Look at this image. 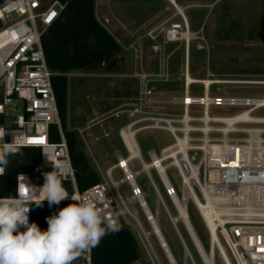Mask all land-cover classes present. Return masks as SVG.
Returning <instances> with one entry per match:
<instances>
[{"label": "built area", "instance_id": "obj_1", "mask_svg": "<svg viewBox=\"0 0 264 264\" xmlns=\"http://www.w3.org/2000/svg\"><path fill=\"white\" fill-rule=\"evenodd\" d=\"M64 5L58 0H0V144L9 143L15 149L38 148L41 161L55 167L63 180L71 182L69 196L76 195L100 204L102 219L105 222L115 220L120 228H128L151 264H159L149 241V232L129 211L118 189L121 181L127 183L151 226L138 197V194H142L136 180L146 162L140 150L137 158L129 159L126 146L122 143L126 155H118L114 165L122 172L121 180L113 178V166L102 172L91 155L100 182L83 192L76 189L74 170L51 84L54 73L46 65L40 41L41 35L57 19ZM165 22L167 24L158 31L152 28L147 33V37L156 43L153 50L164 51L167 43L176 41H183L187 48L189 43L184 40L185 35L193 37V34L186 18L179 15V21H172L170 16ZM187 70L186 67L182 95L171 98L172 104L181 106V113L158 114L134 109L131 115L137 113L140 117L122 128L134 132L135 142L136 134L144 130L165 131L171 136L172 143L162 147L159 153L152 149L147 151V162L153 164V158L159 157V163H163L164 168L159 171L153 164L143 174L164 207L151 170L175 209L172 196L182 205L187 218L188 205L193 206L207 233L208 253L201 246L206 256H210L211 264H215V253L221 264H264V116L253 114L264 110V97L210 96L209 89L214 83H188ZM153 78V81H168L169 74L165 66ZM151 80L145 75L141 76L140 96L148 97L151 94L152 90L148 87ZM192 84L201 85V96L189 95ZM194 106L200 109L193 110ZM221 106L242 109L233 115L211 114V107ZM52 125L58 131L57 142L49 139ZM86 130L76 129L83 141ZM119 157L124 158L123 164ZM137 160L140 170L135 171L132 165ZM124 167L131 175L127 174ZM170 169L179 180V195L169 180ZM21 177L24 178L22 181ZM163 177L168 180L170 187L165 186ZM22 182L30 184L29 176L20 174L16 177L12 196L17 195L18 184ZM35 190L39 195L40 189ZM69 201L72 202L70 199L61 202ZM29 206L31 224L32 204ZM174 228L184 245L178 229ZM25 230L24 226L20 227V231ZM213 246L214 252L209 249ZM73 264H92L91 251L82 254ZM128 264H139V259Z\"/></svg>", "mask_w": 264, "mask_h": 264}, {"label": "rangeland", "instance_id": "obj_2", "mask_svg": "<svg viewBox=\"0 0 264 264\" xmlns=\"http://www.w3.org/2000/svg\"><path fill=\"white\" fill-rule=\"evenodd\" d=\"M175 1L183 9L194 37L189 42L186 59L183 41L172 42V51L168 47L169 43L164 46V51L153 50L152 47L156 43L147 37L148 31L152 29L150 27L154 23L153 20L145 23L124 22L123 19L131 15L140 21L145 12L139 7L145 3L149 4V0H95L94 14L97 21L120 47L117 67L110 72L98 68L72 70L66 73L68 85L66 127L76 133V129H87L84 133L85 141L77 135L93 169L95 168L91 158L92 152V157L94 156L100 170L104 172L107 166L115 161L111 147H115L117 141V148L120 150L118 154L125 157V149L122 143L116 140V136L119 137V130L124 125L140 117L137 113L131 115L134 109L158 114L181 113V106L172 104L171 98L182 95L186 67L190 76L195 79L225 81L212 84L209 89L210 96L264 97V0ZM170 10L172 21H179V15L173 5ZM170 10L163 13L167 14ZM165 14L161 17L160 24L155 27L156 31L167 24L165 21L168 16ZM145 37L150 44L143 42ZM164 66L169 74L168 81L151 80ZM142 75L151 80L148 87L152 91L148 97L139 95L142 87L139 80ZM201 88L200 84H192L189 95L201 96ZM192 109L200 107L194 106ZM241 109L242 107L236 106L211 107V114L233 115ZM253 114L264 116V110H258ZM135 139L141 157L146 162L148 150L152 149L159 153L162 147L172 143L171 136L159 130H144L137 133ZM132 166L135 171L140 170L138 160L133 162ZM150 172L159 192L165 197V205L170 212L172 211L171 227L165 212L159 208V228L171 252L183 256L184 261L178 258V264H196L193 257H197V264H205L189 234L185 233L184 225L175 220L177 212L174 204L169 202L168 196L163 193L153 170ZM112 176L118 180L116 172L112 171ZM168 176L179 195V180L172 169L168 171ZM137 184L148 209L153 214L155 194L143 172L137 176ZM118 189L129 211L136 216L144 230L149 232V241L159 264H170L127 184L119 185ZM188 213L202 246L208 253L207 233L191 204ZM128 220L133 223L130 218ZM174 226L185 238L191 253L186 245L188 252L185 250ZM215 254V264H221L217 253ZM141 256L139 264H151L142 249Z\"/></svg>", "mask_w": 264, "mask_h": 264}, {"label": "trees", "instance_id": "obj_3", "mask_svg": "<svg viewBox=\"0 0 264 264\" xmlns=\"http://www.w3.org/2000/svg\"><path fill=\"white\" fill-rule=\"evenodd\" d=\"M94 5L95 0H65L64 8L59 16L46 28L40 39L46 65L54 73L51 77L52 89L74 170L75 186L79 192L98 184L100 176L90 166L77 133L66 127L68 110L66 73L72 70H95L98 68L107 72L113 71L117 67L119 61L117 54L120 52L119 45L97 21ZM49 139L52 142L59 141L55 125L50 126ZM16 150V153L9 156L4 174L0 175V197L13 195L15 180L20 174L28 175L30 184L34 188L41 189L44 184V173L56 171L55 167L41 161L38 148L19 147ZM169 180L171 182L170 178ZM62 181L65 189L71 192V182L63 179ZM161 196L165 201V197L162 194ZM70 203L72 202H61L56 211L49 213H43V203H40L39 206L33 203L31 223L37 224L42 231L47 230L46 218L57 214L60 209ZM188 218L192 224L189 213ZM192 227L201 243L193 224ZM181 237L188 248L185 238L182 235ZM91 257L92 264H128L141 257V249L132 232L128 228L122 227L116 233L105 235L99 245L91 249ZM196 258L193 257L197 264ZM177 262L179 263V261Z\"/></svg>", "mask_w": 264, "mask_h": 264}, {"label": "clouds", "instance_id": "obj_4", "mask_svg": "<svg viewBox=\"0 0 264 264\" xmlns=\"http://www.w3.org/2000/svg\"><path fill=\"white\" fill-rule=\"evenodd\" d=\"M16 152L9 143L0 144V175ZM45 199L49 206L65 199L72 203L47 217L48 228L42 231L37 224H29L28 213L30 204L39 206ZM21 226L26 230L20 231ZM118 231L117 221L102 219L100 204L69 196L57 171L44 173L39 195L34 186L22 182L16 196L0 197V264H73L97 247L105 235Z\"/></svg>", "mask_w": 264, "mask_h": 264}, {"label": "bare ground", "instance_id": "obj_5", "mask_svg": "<svg viewBox=\"0 0 264 264\" xmlns=\"http://www.w3.org/2000/svg\"><path fill=\"white\" fill-rule=\"evenodd\" d=\"M168 1L170 3H172V5L175 7L178 15H183L186 18L185 14L183 12V9L175 2V0H168ZM186 22H187V19H186ZM187 24H188V22H187ZM191 38H194V37H190L189 34H186L184 40L187 41V43H189ZM188 46H189V44H188ZM185 49H186V52H185V59H186L187 52H188V47L185 48ZM186 81L188 83H190V82L203 83L205 85H209L211 83L225 82V81H216V80H212V79H195V78L190 76L188 70H187V73H186ZM133 133L134 132L132 130L128 129V128H122L121 132H120V138L122 140L123 145L126 146V149L128 151V155H129V159L137 158V155H138V152H139V148H138V146H137V144H136V142L134 140V137H133L134 134ZM171 152H172V150H171ZM166 153H168V152H166ZM166 153H163V155L166 154ZM164 158H162V159H164ZM119 160H120L121 164H123L124 161H125L124 158H122V157H119ZM153 164L158 167L159 171H161L164 168V164L163 163H159V157H154L153 158ZM153 164L152 163L149 164V162H144L143 165H142V169L140 171L141 172H146L149 169L150 166L152 167ZM124 168L127 171V174L131 175V173L128 171V169L126 167H124ZM163 180H164L165 186L166 187H170L169 182H168V180L165 177H163ZM132 183L134 185L133 180H132ZM138 197H139L141 203L143 204V206H142L143 207V211L146 212L147 216L149 217V222L151 224L150 231H152L153 234L157 237V239L159 241V245L161 246L162 250L164 251L169 263L170 264H176L174 259H173V257H172V255L170 254V251H169L167 245L165 244V242H164V240H163V238L161 236V233H160V230L158 228V225L156 224L155 219L151 216V213H150L147 205L144 203L142 196L140 194H138ZM172 199H173V201H174V203L176 205V209H177V216H176L175 220L180 221L182 223V225H184L185 231L189 234V236H190V238L192 240L193 237H194V233H193L194 229L192 227V224L186 218L185 211H184L182 205H180V203L177 202L175 196H172ZM146 234H148V233H146ZM192 242H193L194 246L196 247L197 251L202 250L200 248V246H198V243L196 244L194 242V240H192ZM214 248L215 247L213 246V247H210L209 249L212 252H214ZM205 261L206 262H204V263L211 264L210 256L207 255L205 257Z\"/></svg>", "mask_w": 264, "mask_h": 264}, {"label": "crops", "instance_id": "obj_6", "mask_svg": "<svg viewBox=\"0 0 264 264\" xmlns=\"http://www.w3.org/2000/svg\"><path fill=\"white\" fill-rule=\"evenodd\" d=\"M150 1V3L148 4V3H145V4H143V6L142 7H139L140 8V10H143L145 13V16L140 20V21H138V18L136 19V18H133V15H131V16H127V20L126 19H123L124 20V22H127V23H129V22H141V23H145L146 21H148V20H153V24H152V26L150 27V28H155L157 25H159L160 24V21H161V17L163 16V14H165V13H163V11H166V10H170V7H172V3H170L168 0H158V1H154V0H149ZM176 2V1H175ZM163 6V7H162ZM94 12H95V5H94ZM165 16H168L167 18H169L170 16H172V11L170 10V12H168L167 14H165ZM129 21V22H128ZM143 42H147V43H149L150 44V41L145 37V38H143ZM148 44V45H149ZM168 47L170 48V51H172V43H169L168 44ZM89 134V133H88ZM115 135H116V133H114ZM116 140H119L120 142H121V139L119 138V137H117L116 136ZM117 144H116V146L115 147H111V153H112V156H113V158L115 159V161L113 162V163H111V164H109L107 167H111V166H113L114 167V165L116 164L115 162L117 161L116 160V155L118 154V153H120V150H119V148H117L118 146V141L116 142ZM122 143V142H121ZM116 154V155H115ZM92 155H93V152H92ZM119 155V154H118ZM118 155H117V157H118ZM94 157V156H93ZM112 171L113 172H116L117 174H118V180H121V178H122V172H121V170L120 169H118V167H114L113 169H112ZM123 183H125V184H127L126 182H124V181H121L120 182V184L119 185H121V184H123ZM136 183H137V180H136ZM172 184V183H171ZM128 186V185H127ZM137 186H138V184H137ZM139 187V186H138ZM128 188H129V186H128ZM140 189V188H139ZM129 190H130V188H129ZM131 192V191H130ZM140 192H141V190H140ZM154 193V192H153ZM132 194V193H131ZM142 194V193H141ZM155 194V193H154ZM160 195H161V193H160ZM133 196V195H132ZM134 197V196H133ZM142 197H143V195H142ZM135 198V197H134ZM155 208H154V213L152 214L153 216H154V218H155V222H156V224L158 225V228H159V219H158V214H159V208H161L162 209V211L163 212H165V214H166V216L168 217V222L170 223V225H171V227H172V220H171V218H172V214H171V212H170V210L168 209V207L165 205V202H164V199H163V197L161 196V198H162V201H163V203H164V205H165V207L162 205V203L160 202V200L157 198V196L155 195ZM169 198V197H168ZM135 200H136V198H135ZM143 200H144V198H143ZM169 200H170V198H169ZM145 201V200H144ZM136 202H137V200H136ZM170 202H171V200H170ZM138 203V202H137ZM146 203V202H145ZM172 203V202H171ZM147 205V204H146ZM142 211V210H141ZM150 211V210H149ZM143 213V212H142ZM171 217V218H170ZM159 230H160V228H159ZM160 233H161V231H160ZM161 236H162V238H163V240H164V242H165V244L167 245V243H166V241H165V239H164V237H163V235H162V233H161ZM157 238V237H156ZM184 242V241H183ZM158 244H159V241H158ZM184 245H185V243H184ZM160 246V245H159ZM167 247H168V249H169V251H170V254L172 255V257L174 258V261L176 262V264H178V262L177 261H179L178 260V258L179 259H181L180 261H184V259H183V256L182 255H180V253L179 254H177V255H175L174 253H173V251L171 252V250H170V248H169V246L167 245ZM186 247V246H185ZM187 249V248H186ZM142 257V256H141ZM140 257V258H141ZM139 258V259H140ZM176 259H177V261H176ZM186 262V261H185ZM184 262V263H185Z\"/></svg>", "mask_w": 264, "mask_h": 264}, {"label": "water", "instance_id": "obj_7", "mask_svg": "<svg viewBox=\"0 0 264 264\" xmlns=\"http://www.w3.org/2000/svg\"><path fill=\"white\" fill-rule=\"evenodd\" d=\"M61 4H64L65 3V0H58ZM8 139L6 138V141H7ZM173 200V199H172ZM58 209V205H52V206H49V204H48V202H46V203H43V213H49L50 211H56ZM187 218V217H186ZM188 219V218H187ZM194 233V237H193V239L192 240H194V242L197 244L198 243V246H200V248L202 249V250H200V251H198L199 253H200V255H201V258L203 259V261L204 262H206L205 261V257H206V254L203 252V248H202V246H201V244H200V242H199V240H198V238H197V236H196V234H195V231L193 232ZM184 246V248H185V250L187 251V249H186V247H185V245H183ZM203 253H202V252ZM188 252V251H187ZM206 264V263H205Z\"/></svg>", "mask_w": 264, "mask_h": 264}, {"label": "snow or ice", "instance_id": "obj_8", "mask_svg": "<svg viewBox=\"0 0 264 264\" xmlns=\"http://www.w3.org/2000/svg\"><path fill=\"white\" fill-rule=\"evenodd\" d=\"M53 15H55V14L53 13ZM49 19H51V17H49Z\"/></svg>", "mask_w": 264, "mask_h": 264}]
</instances>
